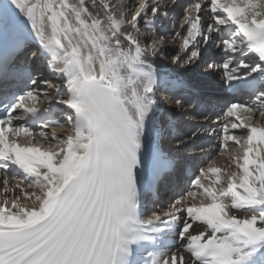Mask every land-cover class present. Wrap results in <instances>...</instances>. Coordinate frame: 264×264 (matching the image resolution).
Returning <instances> with one entry per match:
<instances>
[{"label": "snow or ice", "instance_id": "6c2138e0", "mask_svg": "<svg viewBox=\"0 0 264 264\" xmlns=\"http://www.w3.org/2000/svg\"><path fill=\"white\" fill-rule=\"evenodd\" d=\"M99 7L102 17L85 0H0V82L15 84L0 92V264H264V0H197L174 37L173 64L199 67L210 54L218 59L207 68L222 70L231 92L246 86L254 96L226 102L208 131L221 154L229 142L242 154L234 147L227 168L209 160L188 180L178 153L197 133L175 134L155 98L168 83L152 62L157 49L145 59L140 43L142 20L154 29L161 7L141 0L130 19ZM42 55L56 82L40 78ZM177 86V109L201 102L195 76ZM52 104L64 106L68 135L53 129L56 150L22 146L16 137L48 133L17 122L48 128ZM13 167L38 190L24 180L10 187ZM162 188L174 193L167 208L142 218L144 196ZM16 189L31 207L9 199ZM197 222L203 230L194 234Z\"/></svg>", "mask_w": 264, "mask_h": 264}, {"label": "bare ground", "instance_id": "6f19581e", "mask_svg": "<svg viewBox=\"0 0 264 264\" xmlns=\"http://www.w3.org/2000/svg\"><path fill=\"white\" fill-rule=\"evenodd\" d=\"M136 1L137 0H130V1H128V0H85L86 4L89 6V10L92 11L94 14L96 12H99L101 14V17H102L103 16V10L99 7V5L102 2H107V3L111 4V5L117 6L116 9H115L117 16H119V12L121 10L122 11H125L126 14H127L125 16V19H130L131 14H132V11H131V13H128V12L130 11L131 7H133V5L136 3ZM138 1H139V4H140L141 0H138ZM156 1L157 0H146V2L149 4L150 7L151 6H156L157 5L156 4ZM70 2L77 3L78 0H70ZM94 2L97 5L96 7H93V3ZM195 2H197V0H189V4L186 5V6L187 7H190L191 4H193ZM139 4H138V6H139ZM178 11H179L178 9L172 10V14H174L176 12L179 14ZM143 24L144 23H143V20H142L141 25H143ZM141 29H142V26H140V31H141ZM125 30H126V28H125ZM164 37H166V36H163V33H162L161 35H159V38L153 37L154 39H152L150 37H141V33H140V43H141L142 47L145 48V59H151V57L148 55V53H150L153 50V45L157 49V55H156L155 59L152 62L154 63V66H155L156 70L158 71V73L161 75L162 78L167 77L168 75H170L171 77H173L177 81L179 79L181 80V78H182L181 76H179L180 75V73L178 72L179 70H180L181 73H184V72L186 73V71H187L188 77H191V76H193V73H195L196 71H200V70L203 69L202 61L199 63V67H196L195 66V69L196 70L193 69L192 71H191V68L190 67H188V69H185L184 68V65H185L184 62H181L180 64H173L171 62V57L173 55H175V53H176L175 51H177L176 49H177V47H179V45L177 46L178 41L175 40L174 41L175 45H171L170 47H168V49H165L167 47V45H166V41H165V38ZM169 37L172 39L175 36L173 37L172 35H170ZM171 39H169V40L171 41ZM143 40H146V42H144ZM147 41H149V42L147 43ZM164 49H165L164 54L161 55V53H163L162 51ZM213 59H218V58L214 57ZM218 62H220V61L218 60ZM221 72H222V70L217 71V74L214 73V75H207L204 78H201L198 75H196V78L198 80H200L202 82V84H203V90L204 91H202L201 98L202 99H205L206 101H209V103H211V104L214 103L215 104L214 108H208V110L203 111V109H201V108L200 109H194V108L192 109L191 107H186L183 110L184 111L183 112V117H188V120H185L183 118H180L179 119L180 122H181L180 124H184L183 127L185 126L186 128L185 129L183 128L182 129V132H181L182 134H179L178 136H180V137L181 136H184L183 138L186 139L185 135L187 133L185 132V130H187L188 128L191 129V132L192 133L193 132H196L197 133V135H196L197 137H195L194 139H192L184 148H181L180 151H179V154H180V152H182V153H188L187 154L188 156H186V157H190V158H193L194 157L195 158V155H197L195 153V150L196 149L199 150L200 151L199 153L202 154L201 155L202 157H199V155H198V157H196L195 159L193 158V160H195L196 163L199 164V165H202L204 163V161L210 156V154L213 153L214 150L216 149V148H214L215 145H213V144H209V145L203 144L207 140H211L209 138L210 135L208 134V131H209V129L211 127H215L216 126V125L213 124V120H216V118L219 115H221L224 101H232V96H228V95L224 94V95H222V97H220L221 96L220 94H215L214 95V94L208 92V90H211V88H213V87L217 91L220 90V89H224V92L227 91V88L225 89V85H224V83H221V80H219V82L216 81L215 75L216 76H219L218 78L220 79L221 78ZM40 78L41 79L52 80L53 82H56V80H57V77H55L54 75H49L48 73H45L44 71L42 72L41 69H40ZM213 79H215V80H213ZM182 80H184V79H182ZM210 83H213L214 84L213 87H212V85H210ZM204 84H207V85L205 86ZM39 87H40V90L41 91H49V92L52 91V90L48 89L46 87V85H43V84H41ZM163 95H159L158 94V96H155L156 100H159V97H161V100H159L160 101L159 106H161L162 108H163V106L165 104L166 105H169L170 104V102L168 100L166 101V99L168 97H164ZM232 102H234V101H232ZM52 106L55 107V108H60V109H61V107H64L62 105H60L61 106L60 107L58 104H52V105H50V107H52ZM188 108H191V109H188ZM194 110H196V111H194ZM189 113H191L192 115L190 116ZM177 115H178V113H177ZM177 115L175 117H177ZM204 115L210 116L211 119L205 121L203 119V116ZM188 121H191L193 123H194V121H200V122L202 121V123H196L194 125L195 126L194 127V126H192V124L191 125L190 124H186V122H188ZM179 128H180V126L178 127V129ZM35 133H39V132H35L34 131V134ZM204 135L207 136L206 139L201 140V138H203V137L205 138ZM217 136H218V134H217ZM36 140H39V135L36 136ZM201 141H203V142H201ZM233 150H232V152H233ZM1 177H2V175H1ZM211 178L212 177H210V179ZM9 179H12V181H14L15 183H16V181L19 182L20 180H24V182H25L26 177H25L23 171L17 170V168H12V169L9 170ZM210 179L209 180H205V179L202 178V183H204L205 186H207V184L210 181ZM11 194H13V193H11ZM169 195L166 194V195L160 196V198L162 200V201H160V203L162 202V204H164V206H166V204L169 203V199H167L168 201L167 200L164 201L166 199V197H168ZM171 197H172V194H171ZM2 200H3V198L0 199V202H2ZM198 200L195 199L194 201L197 202ZM150 203L151 202H150V198H149L147 200V203L146 204L148 205ZM154 206L156 207L157 204H155ZM142 209L143 208H141V216H143V217H146V214H152L156 210V208L154 210H152V208L150 209L148 207L147 208V211L144 212V211H142ZM200 230H203V225H200L197 222L196 224H194V234H195L196 231H200ZM172 239L175 240L177 246H179V243H180L179 240L176 237H173Z\"/></svg>", "mask_w": 264, "mask_h": 264}, {"label": "rangeland", "instance_id": "374dc122", "mask_svg": "<svg viewBox=\"0 0 264 264\" xmlns=\"http://www.w3.org/2000/svg\"><path fill=\"white\" fill-rule=\"evenodd\" d=\"M205 65V64H204ZM192 66H194V68H195V65H184V68L185 69H188V67H190L191 68V71L194 69ZM204 67V66H203ZM190 71V72H191ZM205 86L207 85V84H204ZM210 85H212V87H213V83H210ZM217 89V88H216ZM215 88L213 87V88H211V90H208V92H210V93H212V94H220L221 96L220 97H222V95H224L225 94V92H224V89H220V90H215ZM235 102V101H234ZM188 109H191V108H188ZM202 109V108H201ZM194 111H196V110H194ZM206 111V110H205ZM64 113H65V111L63 112V120L61 121V123H60V126L59 127H56L54 130H55V132H56V134H57V136L59 137V138H65L67 135H68V133H69V131H65V130H63V128H61V127H64V128H67L68 127V125H67V121H66V117H65V115H64ZM196 114V113H195ZM189 115L191 116L192 114L191 113H189ZM187 120H188V117H185ZM197 120V119H196ZM196 123H200L199 121H194V123L193 122H191V121H188V122H186V124H192V126H194ZM195 127V126H194ZM196 130V129H195ZM45 132H47L48 133V137L46 138V139H43V140H39V141H37V140H35V139H30L31 141H32V143L33 144H35V145H38V146H40V147H42L43 149H47V150H56L57 149V141L56 140H53L52 138H51V131L50 130H47V131H45ZM192 135V133H188L187 135H185V137H186V139L188 138V137H190ZM205 136V135H204ZM217 135H212V136H210L209 138L211 139V137H216ZM207 137V136H206ZM206 137L205 138H201V140H203V139H206ZM208 139V138H207ZM30 140H28V139H23L20 143H21V145L22 146H30L29 145V141ZM203 144H206V145H209V144H213V142H212V140H207L205 143H203ZM214 145V144H213ZM217 149V148H216ZM215 149V150H216ZM197 150V149H196ZM214 150V152L213 153H211L210 154V156L204 161V163L202 164L203 166H207V162L209 161V160H213L214 162H215V166H218V167H221V168H227L228 167V165H229V162H230V156L232 155V151L231 152H229V151H227L226 152V154L225 155H223V154H221V153H219L218 151H215ZM235 151H237V152H240L241 154H242V151H241V149H239V148H235ZM200 151H198V153L197 152H195L197 155H195V158L196 157H198V155H199V157H202L201 155L202 154H200L199 153ZM194 153V154H195ZM221 154V155H220ZM194 158V159H195ZM215 159V160H214ZM234 167V166H233ZM230 172H231V169L229 170V172L228 173H224V174H222V176L223 177H225L226 178V175L227 174H230ZM11 180V179H10ZM30 181H28L27 183H24V186H25V188H26V190L27 191H37L38 189L35 187V185H33V187L32 188H27V184L29 183ZM222 182H224L223 180H222ZM16 183H18V181H16ZM15 182H13V181H9V186L10 187H13L15 184H16ZM209 183V182H208ZM3 179L1 178V181H0V189H2L3 188ZM217 187V189L219 190V188H220V186L219 185H217L216 186ZM13 195V196H12ZM14 196H20V200L18 201V203L20 204V205H29L30 207L32 206V203H33V201L31 200V199H27V200H25L24 199V196L22 195V193H20V191H19V189H16L15 191H14V193L13 194H11V193H9L8 194V197H9V199L11 200ZM1 197H3L2 195H0V199H1ZM171 198H173V197H171ZM171 198H169V201H170V199ZM199 199V200H198ZM196 200H198L197 202L196 201H193V200H189V202H191V203H196V204H199V203H201V199L199 198V197H197L196 198ZM168 201V200H167ZM29 202V203H28ZM32 202V203H31ZM205 203H207L208 201L207 200H205L204 201ZM167 206H168V204H166V206H164V204H162L161 206H158V207H156V210L154 211V212H159V211H161V210H164V209H166L167 208Z\"/></svg>", "mask_w": 264, "mask_h": 264}]
</instances>
